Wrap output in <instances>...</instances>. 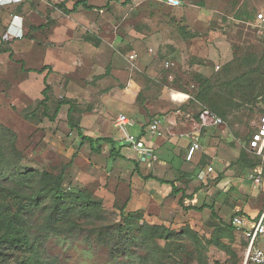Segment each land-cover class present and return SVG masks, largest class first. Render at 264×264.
<instances>
[{"label":"rangeland","instance_id":"1","mask_svg":"<svg viewBox=\"0 0 264 264\" xmlns=\"http://www.w3.org/2000/svg\"><path fill=\"white\" fill-rule=\"evenodd\" d=\"M79 1L92 10H73ZM181 2L174 9L157 0H26L22 6H0L1 51H9L0 53L2 162L10 170L64 173L67 191L87 189L103 202L92 209L96 212L68 216L55 227L47 223L49 197L33 205L21 221L39 264H243L245 240L238 232L230 236L224 226L237 206H250V218L264 211L263 179L249 193L246 169L232 178L236 188L225 194L205 190L182 208L180 196L158 200L155 190L135 177V162L142 175H153L140 159L111 156L105 142L100 153L83 143L69 125L70 106L62 107L54 122L42 114L47 81L52 111L58 101L70 100L71 120L84 134L112 138L117 150L116 122L122 114L149 125L178 111L195 118L212 107L227 113L225 126L213 130L226 131L230 145L244 147L258 118L249 102L264 101V44L253 26L264 13V0ZM15 14L25 20L21 39L8 35ZM220 180L197 184L192 195ZM32 187L18 188L27 195L25 204ZM16 201L0 192L1 211L17 213ZM194 206L205 208L187 210ZM122 207L125 216L135 214L132 221L121 216ZM146 225H165L176 236L149 240ZM31 256L28 246L7 248L0 262L23 264Z\"/></svg>","mask_w":264,"mask_h":264},{"label":"trees","instance_id":"2","mask_svg":"<svg viewBox=\"0 0 264 264\" xmlns=\"http://www.w3.org/2000/svg\"><path fill=\"white\" fill-rule=\"evenodd\" d=\"M22 6V5H20ZM83 7L86 10H92L91 7L88 6V4L85 1H79L75 4L73 10H76L79 7ZM2 44V42H1ZM1 44H0V53H8L9 51H1ZM11 56V55H10ZM260 66L262 69H264V59L260 60ZM44 69L40 70L38 73L43 72ZM258 72H260V69H257ZM264 74V72H261ZM45 89L42 91L43 99L40 101V105L42 106V114L45 118H47L49 121L54 122L62 107L64 106H70L68 117H69V125L73 130L77 131L78 136L81 138L83 143H89L91 149L96 152L100 153L102 149V142H105L106 144L111 146V155H114L116 144L112 138L109 137H99V138H92L90 136H87L84 134L83 129L75 124L71 120V114L73 112V105L70 100H61L58 101L55 104V107L52 111L51 109V99L48 95V91L50 90V85L45 81ZM262 88V87H261ZM205 95V93L202 94V96ZM262 101L261 98L254 99L249 102L253 109L257 111V113H261V111L258 109L257 104ZM212 106V105H211ZM211 110L212 112L218 114L219 116L223 117L225 120L227 118V113L218 112L214 108H207ZM200 112V111H199ZM199 116V113H198ZM149 125H142V130L145 131ZM10 134V133H9ZM252 135V134H251ZM12 136V135H11ZM250 138L248 139L246 150L242 152L241 160L245 164V168L249 170H254L257 168V166L260 165V160L258 157H256L253 153L252 155L248 151V144L250 141ZM5 148L2 149L0 145V192L2 195L6 194L7 197H13L16 199L20 205V208H18V212L15 214H11L7 209L1 211L0 210V230L3 231V234L0 235V254L1 250L3 249H12V248H18L21 246H28L32 250V256L30 259L23 264H39V260L35 259V257L38 256V251L35 248V246L32 245V243L29 240V235L27 234L25 227L23 225V222L21 219L30 212L32 209V206L38 207L41 204V200L44 198L50 199V204L48 205L49 210V216L47 218L48 225H54V227L59 223L66 222L72 215H86L88 213L96 212L92 211V209L97 207H101L103 205V202L101 199L96 198L92 193L89 192L87 189H82L79 191H73L69 192L64 187L63 184L65 182V175L64 173H60L58 175H55L53 173L49 172H35L30 169H27L26 171H23L21 169L17 170H10L8 169L7 164L3 163L1 159H6V156L4 154ZM251 159V160H249ZM256 159L258 161H256ZM136 171H138L139 176L144 180H149L151 178L156 179L161 184H168L171 187V197H179L178 204L183 208L184 201L186 199H192L193 195H187L186 192L180 188L177 187L175 184V181H166L161 180L153 176H146L143 177L139 173V165H136ZM38 184V189H35L33 184ZM33 186V187H32ZM32 196L30 197L31 202L30 203H23V200H25V197L27 196L26 193H21L18 191V188H31ZM34 188V189H33ZM205 207L197 209L194 207H189L187 210H203ZM209 210L211 211V215L214 218H217V214L214 210V206H210ZM125 208L122 207L120 209L121 216L124 215ZM235 215L245 216L246 214L241 210L238 212H235ZM69 216L68 219H66ZM135 214L129 213L124 218L126 220L132 221L134 219ZM258 218V217H257ZM66 219V220H65ZM147 231H146V237L149 240H161V241H170L173 237L176 236V233L171 231L168 227L165 225H146ZM224 229L229 233L230 236L234 232H238L241 234L240 231H238L235 227H233L231 224L227 223V225L224 226ZM242 235V234H241ZM245 240V239H244ZM220 245V248L224 252H228V247L224 243H218ZM247 247V242L245 240V247L244 252ZM1 264V262H0Z\"/></svg>","mask_w":264,"mask_h":264},{"label":"crops","instance_id":"3","mask_svg":"<svg viewBox=\"0 0 264 264\" xmlns=\"http://www.w3.org/2000/svg\"><path fill=\"white\" fill-rule=\"evenodd\" d=\"M14 1V4L20 6L26 0ZM157 1L161 2L159 0ZM20 16L23 18L22 29L24 33L25 20L22 15ZM11 19L12 18H10V20L8 21V26L11 22ZM8 35L11 36L9 33ZM11 37L13 38V36ZM258 104L262 105L261 107L264 106V102H259ZM259 110L261 111L263 109L261 108ZM156 119L161 120V128L163 132V135L161 137L151 134L149 131V126L145 131H143L142 125L136 123L134 120L133 122L135 123V126L128 128V131L130 133L141 138L145 145V151L138 150L134 147V145L127 144V142L124 140V134L116 128L117 146L118 144H120L119 146H121V149L116 150L115 147L114 155L118 156L119 159H140L142 162H144L141 164V167L143 166V168H152V170H149L148 172H153V175L147 176H153L166 181H175L177 187L185 188L187 195H191L194 193V191L192 192V189L197 184L201 185L204 183L205 185H207L209 179L218 180L221 178V182L220 184H218V186H214L216 183H211L213 186L203 188L197 194L195 193L192 199H186L187 202L198 201V194H201L205 190H215L216 194H225L230 188L235 187L231 184V181L233 180L232 178H234L236 181V178H238V176H240L244 172V170H246L245 164L240 158L242 156V152L246 150L247 145L242 148L237 144L235 146L230 145L233 140L232 138L227 137L228 135L227 133H225L226 131H223L220 134L215 132L212 128H204L199 133L200 149L196 151L192 159L188 160V149L192 143V137L199 129L198 115L194 118L190 113H183L181 111H178V113H176V115L173 117H158ZM256 122L257 120L252 123L253 132L255 131ZM130 150L132 152H130ZM248 151L252 155V152L249 149ZM135 152L137 153V155L134 154ZM258 160L256 159V161ZM135 165H137L136 162ZM257 167L263 168L262 178L264 180V163L262 162V160H260V165ZM209 168H212L211 172L208 171ZM253 171L249 170V172L247 173L246 181L248 183L246 184V191H248L249 193L251 191V186L252 188L254 187V184L251 180V174L253 173ZM136 173L138 174V171H136ZM139 173L141 174L140 166ZM137 174L135 177L139 176V174ZM142 176L146 177V175ZM181 178L190 181V183L185 186V184H183V180H180ZM140 179L142 178L140 177ZM142 181L147 183L150 190H155V196L158 198V200L164 199L171 193L170 185L161 184L156 179H142ZM262 187L264 188V184ZM250 209V206H245L243 208L237 206L235 212L242 210L246 214L245 216L248 219H253L250 218L253 216H247Z\"/></svg>","mask_w":264,"mask_h":264},{"label":"built area","instance_id":"4","mask_svg":"<svg viewBox=\"0 0 264 264\" xmlns=\"http://www.w3.org/2000/svg\"><path fill=\"white\" fill-rule=\"evenodd\" d=\"M172 8H179L182 5L181 0H159ZM15 3L14 0H0V6H9ZM23 18L19 14L12 16L8 26V33L15 39L23 37L22 29ZM254 29L258 38L264 44V13H258L255 18ZM131 60L136 58L135 54L130 56ZM169 66V65H168ZM219 69V67H218ZM257 105L262 112L259 113L255 124V131L252 133L248 149L264 163V106ZM199 129L192 137V143L188 149V160L192 159L197 150L200 149L199 133L204 128L219 129L225 125V119L207 108H202L198 116ZM135 123L126 115H120L116 122V128L124 134V140L127 144L134 145L138 150L145 151V145L141 138L128 131V128L134 127ZM149 131L153 135L161 137L163 135L161 120L155 119L149 125ZM146 157V155H145ZM209 172L212 168H209ZM263 168L257 167L251 174V180L255 188H259L262 183ZM229 224L241 232L247 242L243 264H264V211L258 218L248 219L246 216L233 215Z\"/></svg>","mask_w":264,"mask_h":264}]
</instances>
